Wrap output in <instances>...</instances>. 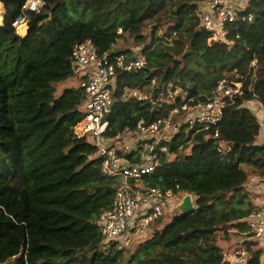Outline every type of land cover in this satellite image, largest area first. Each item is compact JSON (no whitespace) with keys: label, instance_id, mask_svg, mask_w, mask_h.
Segmentation results:
<instances>
[{"label":"trees","instance_id":"obj_1","mask_svg":"<svg viewBox=\"0 0 264 264\" xmlns=\"http://www.w3.org/2000/svg\"><path fill=\"white\" fill-rule=\"evenodd\" d=\"M27 1L0 0V264H227L220 241L232 236L252 254L249 264H262L247 223L213 212L234 196L242 203L250 180L264 178L261 125L244 104L264 107V0H250L246 19L228 25L226 41L212 43L201 27L200 6L208 0H41L42 11L29 13L20 34L14 22ZM158 26L177 34L174 46L160 42ZM126 35L142 46L147 66L117 72L111 136L166 117L185 101L161 102L158 91L143 101L125 99L127 91L149 92L152 80L196 101L236 74L245 88L217 127L183 125L169 145L173 158L143 178L147 186L193 194L196 210L148 234L133 252L118 243L102 249L99 218L120 179L103 175L97 149L74 134L84 116L83 89L57 96V85L75 78L76 45L92 40L100 55L131 56V48L115 49ZM216 131L232 145L228 154L210 139Z\"/></svg>","mask_w":264,"mask_h":264},{"label":"built area","instance_id":"obj_2","mask_svg":"<svg viewBox=\"0 0 264 264\" xmlns=\"http://www.w3.org/2000/svg\"><path fill=\"white\" fill-rule=\"evenodd\" d=\"M249 1L208 0L201 4V27L211 34L209 43L226 41L228 25L246 19L242 13ZM43 7L41 0L27 1L14 22L15 29L19 31L26 27L29 13H40ZM251 20L252 17H249ZM176 37V33L172 36L159 35L160 42L167 46H174ZM146 66L145 54L100 55L92 40L76 45L72 51L73 73L86 96L82 107L84 116L74 127V134L87 139L97 149L96 157L103 161V175L120 179L111 208L99 218L102 249L118 243L121 248L131 250V245L150 234L157 223L171 219L170 215L182 202L185 193L147 186L143 178L153 174L164 160L173 158L169 145L183 125L190 129L200 127L205 131L217 127L224 118L225 109L245 96L244 83L237 74L235 79L225 77L206 101L185 97V101L174 107L166 117L149 124L140 120L133 129L128 127L111 136L109 117L113 111L117 72L139 71ZM164 86L159 87L152 80L150 91H158L159 101L175 105L176 92L169 91L168 98L164 99ZM148 96L153 97L131 90L126 92L125 99L143 101ZM244 104L264 128L263 105L255 100ZM261 130L264 132V129ZM210 139L219 154L225 155L232 150V145L222 139L218 131ZM193 198L196 203L194 195ZM243 222L249 227L251 240L264 241V197L259 208L250 212ZM241 244L239 249L226 255L227 264H249L252 254L246 249L244 241Z\"/></svg>","mask_w":264,"mask_h":264},{"label":"rangeland","instance_id":"obj_3","mask_svg":"<svg viewBox=\"0 0 264 264\" xmlns=\"http://www.w3.org/2000/svg\"><path fill=\"white\" fill-rule=\"evenodd\" d=\"M165 15H163L164 17ZM157 21L158 19H155L149 23L146 24V27H145V34L148 35L152 32V30L154 29V27H156L157 25ZM159 27V35H165V32H166V29H167V26H158ZM23 30H26V28H22L20 29L18 32L21 34ZM124 48H131L133 50V53L134 54H139V53H142V46H135L133 44V41L131 39H128V36H124V38H121L117 44H116V50H120V49H124ZM79 80L77 78H71L69 79L68 81L66 82H63V83H59L57 85V96H60L63 91L67 88H79ZM164 86V85H162ZM171 84H168L167 85V91H165V86H164V99H167L168 98V94L170 93L169 91H171ZM147 94H150V96L153 95V93L151 91L147 92ZM176 95L177 97H181V98H185L187 96L186 93H182L180 91L176 92ZM261 129H264L263 127ZM262 133L263 130H261ZM253 181L252 179L250 180V182L248 183L247 185V190H245V193L246 192H250L252 189H254L253 187V184H251ZM195 200V198H194ZM232 210H235V214L233 215L232 214ZM250 210V205L248 204V200H246V198L244 199V201L241 203L239 201V199L237 198V196H234L232 199H231V204L229 206H224V205H220V204H217L214 208V215L216 216H220L222 215L223 212H227L228 214H230V219L234 222V221H237L239 219L241 220H244L242 217ZM171 219H168V220H165L163 221L162 223H157V225L150 231V234H152L153 232H156L157 230H161L164 228V226L170 221ZM232 240L229 242V243H226L224 241H220V245L222 247H224L225 249V258H226V255L228 253H231L233 251H235V249H239L238 247H241L242 244L241 242L243 240H236V238L234 236L231 237ZM140 238L138 239L137 243H133L131 245V251L130 252H133L137 249L138 247V244L140 242ZM261 243H259V245L257 246V249H262L260 247ZM264 247V246H262ZM263 250V249H262Z\"/></svg>","mask_w":264,"mask_h":264},{"label":"crops","instance_id":"obj_4","mask_svg":"<svg viewBox=\"0 0 264 264\" xmlns=\"http://www.w3.org/2000/svg\"><path fill=\"white\" fill-rule=\"evenodd\" d=\"M259 144L264 143V133H260V137L258 139ZM252 183L254 189H252L249 193H243L246 196V200H248V204L250 205V209L256 210L259 208L261 201L264 197V178H261L259 176L252 178ZM247 190V188H246ZM252 210V211H253ZM255 241V240H254ZM261 243L260 247L263 249V255L261 257L262 264L264 263V241L259 242Z\"/></svg>","mask_w":264,"mask_h":264},{"label":"water","instance_id":"obj_5","mask_svg":"<svg viewBox=\"0 0 264 264\" xmlns=\"http://www.w3.org/2000/svg\"><path fill=\"white\" fill-rule=\"evenodd\" d=\"M196 210V203L192 194L185 193L182 196V202L174 209L170 218H177L179 216H184L186 214L192 213Z\"/></svg>","mask_w":264,"mask_h":264}]
</instances>
